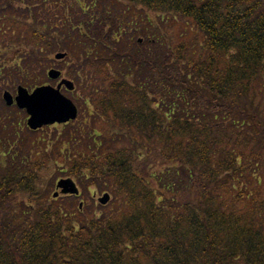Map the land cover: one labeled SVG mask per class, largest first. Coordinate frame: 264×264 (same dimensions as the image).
<instances>
[{
  "label": "trees",
  "instance_id": "1",
  "mask_svg": "<svg viewBox=\"0 0 264 264\" xmlns=\"http://www.w3.org/2000/svg\"><path fill=\"white\" fill-rule=\"evenodd\" d=\"M0 13L30 48L0 71L29 78L66 50L86 111L55 143L0 97V264H264V0H5ZM57 171L111 201L55 197Z\"/></svg>",
  "mask_w": 264,
  "mask_h": 264
},
{
  "label": "rangeland",
  "instance_id": "2",
  "mask_svg": "<svg viewBox=\"0 0 264 264\" xmlns=\"http://www.w3.org/2000/svg\"><path fill=\"white\" fill-rule=\"evenodd\" d=\"M3 1V2H2ZM54 0H46L47 4H52ZM67 2H70L71 0H65ZM18 5L24 4L27 2V0H16ZM5 3V0H1L0 5H3ZM50 13L51 11H53V8L51 10H48ZM40 13L45 16L46 14H48V12L45 13L43 5H41L40 7ZM2 14V13H0ZM58 13H55L54 15L56 16ZM149 17L154 21H156L158 19V15L154 12H148ZM52 15V14H50ZM1 17H0V65L3 64H13L15 59L19 56H22V54L28 52L30 50L29 47H24V46H19V45H15L14 43H9V34L8 33H12V29H7V31H5L6 28H8L7 26H5L2 22H1ZM26 49L24 52L23 50ZM57 51H61V50H56L51 54V58L50 60L44 64L43 66H41L40 68V63H36L34 64V66L32 67V75L29 78H24V77H17V76H6V73L4 71H0V87L2 88V90H0V97L3 98V94L4 92H9V96L12 97V106H10V108L13 110H18L21 112L16 113V117L18 120H23L24 121V126L28 127L27 125V119L29 117L28 113L26 112V110L20 109L18 108L17 105V95H19L20 93H18V87L19 85L22 86V94L23 96H25L26 92H32L34 90L35 87L37 86H41L44 84H51L56 86L60 80H50L48 78V70L52 67H56V68H67L69 66L72 65V56L67 57L65 60L63 61H58L55 59L54 55ZM0 68H3L2 66H0ZM63 77L68 78L65 75V71ZM41 73V74H40ZM38 75V76H37ZM2 78V79H1ZM62 92L64 94H66L68 97L72 98L76 105L78 106V110H79V114H78V118L76 119L77 121L79 120H85V114L86 111L85 109H83L80 105H78L77 101L75 100V95L70 92L68 89H66V87L62 88ZM7 95V94H6ZM8 112V110H7ZM9 113V112H8ZM30 129V128H29ZM40 133L39 135H42L44 139L46 140H50L51 142H57L56 138H58L60 136V133L63 134L64 132V126L62 124H55V125H50V126H45L41 129H39ZM22 134V132H21ZM13 140L11 139L10 142H12ZM68 178L67 176L62 175V172L57 171L54 173L53 175V188L52 191H56V183L60 180V179H65ZM72 180L74 182H76L79 191L81 192L80 198H78L79 201H81L83 204L85 205H93L95 203H98L99 197L102 196V192H95L93 194H88L86 193V191L83 190L82 186L79 185V183L77 182V180L75 178H72ZM58 191V190H57ZM61 192V191H59ZM94 197V200H92V197Z\"/></svg>",
  "mask_w": 264,
  "mask_h": 264
},
{
  "label": "water",
  "instance_id": "3",
  "mask_svg": "<svg viewBox=\"0 0 264 264\" xmlns=\"http://www.w3.org/2000/svg\"><path fill=\"white\" fill-rule=\"evenodd\" d=\"M65 52H59L56 55L57 59H63L66 57ZM49 75L52 79H57L61 75V71L58 69H51ZM67 87L72 88L73 83L69 80H63ZM61 85L58 88L52 86H42L36 88L33 93L22 94V87H19V95L17 96L18 105L22 108H26L27 112L31 115L28 120V124L31 128L37 129L47 124H53L55 122H67L70 119L77 117L78 109L74 102L62 94ZM8 103H12V97L6 95ZM58 187L62 188L63 193H78V187L71 179H62L58 182ZM59 193L56 192L55 196ZM111 196L109 193H105L101 198L102 204H107Z\"/></svg>",
  "mask_w": 264,
  "mask_h": 264
},
{
  "label": "bare ground",
  "instance_id": "4",
  "mask_svg": "<svg viewBox=\"0 0 264 264\" xmlns=\"http://www.w3.org/2000/svg\"><path fill=\"white\" fill-rule=\"evenodd\" d=\"M59 52H65L67 55H66V57L65 58H63V59H58L59 61H63V60H65L68 56H69V53L65 50V51H57L56 53H55V55H54V57H55V59H57L56 58V55H57V53H59ZM60 71H61V75H60V77H58L57 79H55V80H60V82L56 85V86H54V85H47V86H52V87H54V88H58V86L59 85H61V88H60V90L62 91V88L63 87H66L67 85L65 84V83H62L63 82V80H68V78H66V77H63V75H64V70H62V68H60L59 69ZM66 75V74H65Z\"/></svg>",
  "mask_w": 264,
  "mask_h": 264
}]
</instances>
